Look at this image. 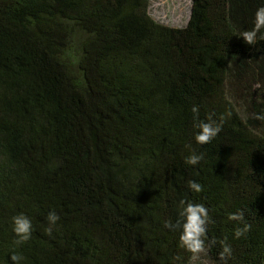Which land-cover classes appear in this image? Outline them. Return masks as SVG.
I'll return each instance as SVG.
<instances>
[{
	"label": "trees",
	"instance_id": "obj_1",
	"mask_svg": "<svg viewBox=\"0 0 264 264\" xmlns=\"http://www.w3.org/2000/svg\"><path fill=\"white\" fill-rule=\"evenodd\" d=\"M262 0H192L183 27L148 0H0V264H264V40L237 37ZM201 120L231 113L210 143ZM192 150L199 164L185 163ZM189 181L203 185L201 193ZM211 221L198 258L163 227L181 201ZM55 210L60 219H46ZM241 210L243 225L228 219ZM31 238L13 244L12 217Z\"/></svg>",
	"mask_w": 264,
	"mask_h": 264
},
{
	"label": "clouds",
	"instance_id": "obj_2",
	"mask_svg": "<svg viewBox=\"0 0 264 264\" xmlns=\"http://www.w3.org/2000/svg\"><path fill=\"white\" fill-rule=\"evenodd\" d=\"M237 37L242 38L247 45H257L261 40H264V0L259 6L253 19V26L250 29L241 30ZM193 114V138L196 144L205 145L215 139L221 133L225 120L231 113L220 115L214 118V114H209L206 119L199 118V105L193 104L191 107ZM252 117L257 121L264 120V110L252 113ZM189 155L185 157V163L195 166L204 158L203 153H197L192 150L190 145ZM189 189L194 193H201L203 185L196 181L188 182ZM50 227L56 225L60 217L55 210H50L46 217ZM231 221H236L242 224V227L234 229L233 238L239 239L244 236L250 228V225L244 223V213L241 210L229 214ZM211 221L208 207L204 203H196L192 201H181L178 215L173 220L171 217L163 220V227L169 231L179 232V246L191 253L194 258H198L200 254L207 251L215 241L208 242V226ZM12 232L14 234L13 244L17 247L31 238L33 231V223L31 218L25 213L21 212L12 217ZM222 250L218 253L219 260L223 264H228L232 258L233 250L230 244L226 241L221 242ZM12 264H22L25 259L21 253L12 251L9 255Z\"/></svg>",
	"mask_w": 264,
	"mask_h": 264
},
{
	"label": "rangeland",
	"instance_id": "obj_3",
	"mask_svg": "<svg viewBox=\"0 0 264 264\" xmlns=\"http://www.w3.org/2000/svg\"><path fill=\"white\" fill-rule=\"evenodd\" d=\"M149 15L170 27H183L189 19L192 0H148ZM200 264H206L200 260Z\"/></svg>",
	"mask_w": 264,
	"mask_h": 264
}]
</instances>
